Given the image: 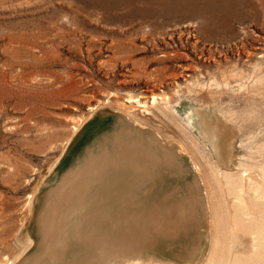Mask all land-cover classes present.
<instances>
[{
    "label": "rangeland",
    "instance_id": "1",
    "mask_svg": "<svg viewBox=\"0 0 264 264\" xmlns=\"http://www.w3.org/2000/svg\"><path fill=\"white\" fill-rule=\"evenodd\" d=\"M203 1H210L213 7L205 9ZM257 66L264 70V0H0V256L13 258L19 240L27 237L33 240L32 246L12 264L25 263L27 254L39 248L40 238L30 233L43 211L42 194L53 187L54 193L60 191L55 184L62 172L55 174L57 168L49 171L50 165L60 154L61 160L70 154V147L85 129L89 134L71 154L72 161L83 151H90V142L103 133L101 125L112 114L121 113L116 106L126 95L145 99L153 93H165L173 101L177 94L180 114L196 108L220 118L218 107L226 110L224 105L230 104L240 115L246 100L255 98L263 121L260 126L240 121L241 132L231 125L234 133L237 131L232 152L235 157L244 154L240 142L248 144V136L258 128V139L264 140L261 95L238 96L229 91L217 95L204 84L210 77L223 74L257 73ZM93 106L96 108L91 111ZM136 113L144 120L138 126L162 137L166 146L172 142L171 146L179 148L173 124L157 110ZM77 118L84 122L64 148L72 136L71 122ZM251 159L264 163V152ZM149 175L123 177L116 192L113 185L109 186L103 204L118 216V229L110 224L115 235L104 244L106 250L114 252L120 243L135 240L142 233L150 237L153 232L158 236L155 249H162L166 255L187 251L197 240L196 253L202 245L204 257L209 244L204 225H186L176 236L156 231V216L176 206L185 208L190 194L187 177L167 169ZM101 177L93 173L90 184L80 192H91ZM34 190V204L28 211L26 195ZM80 200L77 197L76 201ZM65 201L58 214L77 226L86 206ZM203 206L207 220L206 203ZM131 215L135 219L140 216L143 224L134 223ZM120 223L125 224L124 229ZM61 235H55L57 243H62ZM79 253L78 248L70 247V258L59 259V264H71ZM139 253L153 256L144 248ZM124 255L111 253L105 263ZM52 260L38 259L35 264H50Z\"/></svg>",
    "mask_w": 264,
    "mask_h": 264
},
{
    "label": "bare ground",
    "instance_id": "2",
    "mask_svg": "<svg viewBox=\"0 0 264 264\" xmlns=\"http://www.w3.org/2000/svg\"><path fill=\"white\" fill-rule=\"evenodd\" d=\"M190 4L193 5V1ZM201 4L205 9L213 7L210 1H203ZM254 70L257 73L223 74L220 78L210 77L204 84L212 94L226 91L237 93V95L258 93L259 96L261 95L260 98L264 99L262 98L264 70L262 71L258 66L254 67ZM197 84H200L199 81ZM177 97L176 94L172 101L165 93H153L145 99H141L142 95H126L116 106L122 114H112L101 125L104 129L103 133L90 142V146L92 145L90 151H83L72 161L71 154L74 155L77 152V147L85 142L89 134L88 129H85L84 132H86L81 135L76 145L70 147V154H67L65 159L61 160V154L55 159L49 171L57 168L55 174L62 172L60 181L55 184L60 191L54 193L55 187H53L42 194L43 211L39 212L38 218L36 217L37 223L30 233L37 234L40 238L39 248L28 253L27 258L23 257L25 258L23 264H35L38 259L46 262L52 260L53 256L55 259L53 258L51 263L59 264L63 258H70L68 254L72 246L78 248L80 253L77 259L71 260V264H106V258L114 252L126 254V256H120V259L117 258L116 261L113 259L111 264H264V163H255L251 159L252 156H263L264 140L258 139L260 133L258 128L251 137L248 136V144H244V141L240 142L239 145L245 149V152L235 157L232 147L237 131L234 133L233 127L231 128V125H234L241 132L243 126L239 123L240 121L243 123L253 121L259 124L263 121L261 118L263 112L259 111L256 99L250 97L243 104L246 108L241 109L240 115H237L238 112L230 104L224 105L226 110H223V106L217 108L221 118L211 115L208 110L196 108L194 110L191 108L182 115L178 111L179 97ZM95 108L93 106L90 110ZM154 109L173 124L175 128L173 134L179 148L171 146L172 142L166 146L162 137H157V134L155 136L151 131L138 126V124L142 125L144 120L142 116L137 115L136 111L140 115V113H154ZM127 117L134 123L133 125ZM82 121L83 119L77 118L71 122L72 136L65 141L64 148L72 140L71 137L80 128ZM67 163H69L68 166ZM161 169L175 171L179 177H187V188L190 193L189 200L185 203L184 215L181 216L180 211V215L176 217L181 222V227L172 229L173 231L167 232V235L176 236L182 227L189 224L190 227L193 226L191 224L196 226L206 224L208 227L206 238L209 244L204 257L201 245L193 258H187L189 251L194 250L192 246L196 247L197 240H194L196 243H192L187 251L174 255H166L161 251L162 249H155L158 236L150 237L151 244L148 248H144L146 246L144 244L141 245L144 243L141 239V243L137 242L138 240L132 243V246L136 247L133 249L120 245L119 248L117 245L114 252H110L104 246L114 237V228L118 229V225L114 228L110 226L114 223L115 218L112 216L114 213L111 214L106 204L102 202V198L109 191V186L112 188L114 186L113 190L116 192L121 187L119 181L123 177L137 175L149 178L151 172ZM93 173L95 175L100 173L103 177L94 184L91 192H80L86 184H90ZM37 185L35 188L38 190ZM36 192L34 190L26 195L25 207L28 211L32 210ZM77 197H81V202L76 201ZM222 197L223 201L220 202ZM65 200H70L71 205L75 202L78 206H86L77 226H75L76 222L70 224L69 217L58 214V209L66 202ZM205 203L207 220L203 215ZM176 207L180 210L178 206ZM138 219L141 218L138 217ZM22 225L23 222L19 226ZM119 226L125 228L124 223H120ZM56 234H62V243L55 241ZM92 236L95 238L92 239ZM145 236L148 237L146 234ZM69 237L72 238L71 242L65 241ZM32 244L31 237L19 240L14 257L10 258L4 254L0 256V264H12L13 260L27 251ZM143 248L150 250L153 256L142 257L139 250Z\"/></svg>",
    "mask_w": 264,
    "mask_h": 264
},
{
    "label": "water",
    "instance_id": "3",
    "mask_svg": "<svg viewBox=\"0 0 264 264\" xmlns=\"http://www.w3.org/2000/svg\"><path fill=\"white\" fill-rule=\"evenodd\" d=\"M105 199H106V196H104V198H102V202L104 203V201H105ZM181 211V216L182 215H184V212L186 211L185 210V208L183 209L182 208V210L180 209H178L177 207H174V208H172V209H169L168 211H166V212H164V213H162L160 216H156L157 217V219H156V223L155 224H157L158 225V227L156 228V231L157 232H159V231H161V233H165V234H167V232L168 233H170V231L172 230V229H174V230H176V229H178V228H180L181 226V222L180 221H178L177 219H176V217L178 216V215H180V212ZM113 216V215H112ZM138 217H140V216H138ZM138 217L135 219V217L134 216H132L130 219L132 220V221H134V222H137L138 224H143L142 223V218L141 219H138ZM113 218H115V219H113V222H114V227L115 226H117V224H115L116 222H117V218H118V216H114ZM206 219V218H205ZM141 220V221H140ZM205 227H207V225L205 224L204 225ZM208 228V227H207ZM173 231V230H172ZM153 233V232H152ZM150 233L149 235H150V237L152 236V237H156V235L157 234H155V233ZM159 234V233H158ZM150 237L148 236V237H146V236H144V234L142 233L141 235H139V239L137 238V239H135V240H132V241H128L127 243H120L121 244V246L123 247V246H125V247H132V248H136V247H134V246H132V243L133 242H136L137 240V242H140L141 243V241H140V239L142 240V242H144V243H142L141 245H146V246H144V248H148V246H149V244H151V239H150ZM192 249H194L193 251L191 250V251H189L190 253H189V255L187 256V258L189 259V258H193V256L195 255V253H196V251H197V248L195 249V248H193L192 247ZM186 258V259H187Z\"/></svg>",
    "mask_w": 264,
    "mask_h": 264
}]
</instances>
